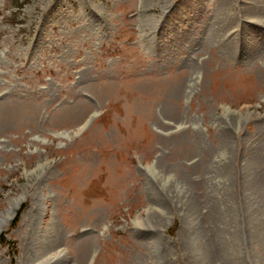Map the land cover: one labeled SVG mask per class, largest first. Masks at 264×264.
<instances>
[{
	"label": "rangeland",
	"instance_id": "374dc122",
	"mask_svg": "<svg viewBox=\"0 0 264 264\" xmlns=\"http://www.w3.org/2000/svg\"><path fill=\"white\" fill-rule=\"evenodd\" d=\"M0 264H264V0H0Z\"/></svg>",
	"mask_w": 264,
	"mask_h": 264
},
{
	"label": "trees",
	"instance_id": "16d2710c",
	"mask_svg": "<svg viewBox=\"0 0 264 264\" xmlns=\"http://www.w3.org/2000/svg\"><path fill=\"white\" fill-rule=\"evenodd\" d=\"M22 211H23V209H20V210L17 212V214H16L14 220H13L12 223H11V228H14V227L17 225V223H18V221H19V218H20V215H21ZM2 237H4V234L2 235ZM1 240H2V238H1Z\"/></svg>",
	"mask_w": 264,
	"mask_h": 264
},
{
	"label": "bare ground",
	"instance_id": "6f19581e",
	"mask_svg": "<svg viewBox=\"0 0 264 264\" xmlns=\"http://www.w3.org/2000/svg\"><path fill=\"white\" fill-rule=\"evenodd\" d=\"M193 197V196H192ZM191 198V197H190ZM254 214V213H253ZM221 247V246H220Z\"/></svg>",
	"mask_w": 264,
	"mask_h": 264
}]
</instances>
